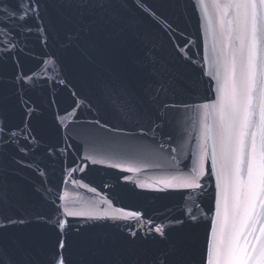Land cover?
<instances>
[{"label": "water", "instance_id": "obj_1", "mask_svg": "<svg viewBox=\"0 0 264 264\" xmlns=\"http://www.w3.org/2000/svg\"><path fill=\"white\" fill-rule=\"evenodd\" d=\"M39 3L24 29L0 13V248L17 264H207L218 115L202 105L217 101L214 59L231 57L217 38L224 10ZM202 155L201 189L166 186Z\"/></svg>", "mask_w": 264, "mask_h": 264}, {"label": "snow or ice", "instance_id": "obj_2", "mask_svg": "<svg viewBox=\"0 0 264 264\" xmlns=\"http://www.w3.org/2000/svg\"><path fill=\"white\" fill-rule=\"evenodd\" d=\"M13 2L14 7L0 9V13L16 21L18 28L24 29L23 22L27 19H39V0ZM213 7L223 9L226 18L221 20L217 38L231 41L232 47L230 59L213 61L218 66L217 101L211 106L202 105L204 109L211 107L218 115L211 157L217 181V216L213 223L218 225V230L214 228L208 242L207 264H264V0H228L227 3L214 0ZM68 40L71 42L72 37ZM227 53L226 45L221 55ZM220 67L224 69L223 75ZM203 159L202 155L190 175L173 177L166 186L201 189V178L205 175ZM258 224L259 235H255ZM57 226L63 228L64 224L58 220ZM155 232L165 235L160 226ZM57 243L61 249L66 246V241ZM0 264L17 262L0 248ZM52 264H64V261L53 257ZM154 264H168L166 256Z\"/></svg>", "mask_w": 264, "mask_h": 264}]
</instances>
